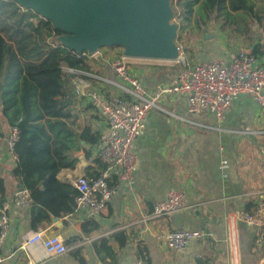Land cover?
Instances as JSON below:
<instances>
[{"label": "crops", "instance_id": "crops-1", "mask_svg": "<svg viewBox=\"0 0 264 264\" xmlns=\"http://www.w3.org/2000/svg\"><path fill=\"white\" fill-rule=\"evenodd\" d=\"M207 34L210 33L202 31L200 38ZM211 36L198 39L195 54L199 55L194 54L195 61L191 63L237 50H230L223 42L218 43L219 39L209 38ZM210 50L213 51L209 53ZM161 64L138 58H130L128 63L130 72L146 90L174 81L172 75L167 77ZM66 67L63 64V68ZM91 72L104 79L112 77L110 67L103 64ZM71 77L68 93L71 109L80 106V115L99 133L104 132L106 123L99 112L86 97L77 100L72 94L73 75ZM102 82L98 84L93 80L92 87L113 92L105 80ZM159 105L161 109L148 113L144 128L131 147L136 156L132 187L118 180L112 199L95 216L100 230L67 245L69 250L60 256L47 254L38 244L21 247L28 232L34 229L28 223L29 207L13 202L14 193L20 187L9 177L12 161L6 156L5 143L0 142V168L8 177L5 200L9 203V229L0 247V264H106L99 260L91 242L119 230L126 231L128 241L123 248L115 246L118 251L115 264H134L137 257L145 258L148 264H258L262 258L259 253L264 252V236L243 217L264 205L260 204L264 202V118L258 104L247 94L238 95L225 112L223 122L234 132H217L186 121L213 124L214 116L207 109L187 113L184 94L161 98ZM91 149L89 158L84 157L82 150L74 152L78 157L75 166L61 169L58 179L72 183L79 174L93 176L98 170L94 160L98 151L95 147ZM223 160L227 161L225 168L221 166ZM176 189L183 192L184 202L193 207L144 220L156 201ZM86 217H89L86 209H77L65 218L66 225L60 219L59 225L52 220L58 229L53 225L43 229L60 235L64 241L82 234L81 222ZM171 229L204 230L210 235L203 241L192 239L184 249L172 250L157 236ZM260 243L262 248L258 247ZM74 250H78L84 262L72 258Z\"/></svg>", "mask_w": 264, "mask_h": 264}, {"label": "trees", "instance_id": "trees-1", "mask_svg": "<svg viewBox=\"0 0 264 264\" xmlns=\"http://www.w3.org/2000/svg\"><path fill=\"white\" fill-rule=\"evenodd\" d=\"M171 7L178 29L184 33L197 38L208 25L217 26L242 37L249 54H264V0H171ZM62 33L33 10L13 0H0V131L7 125L18 130L13 148L17 160L11 162L8 174L16 186L28 190L32 229L48 225L58 229L52 217L67 224L65 218L77 210L78 191L71 183L60 181L57 174L75 166L78 157L74 152L82 150L89 158L91 148H97L99 142V132L92 123L85 118L81 121L71 109L68 93L72 74L63 68L65 64L90 71V63L85 54L55 41ZM178 38L175 43L181 46ZM94 160L98 170L93 176H97L105 164L98 152ZM6 178L0 168V201L5 199ZM117 181L113 177L109 182ZM98 230L100 222L95 216L86 217L81 222L82 234L65 238L64 243L73 244ZM127 241L126 231L119 230L91 244L102 263L115 264V246L123 248ZM263 253L259 257H264ZM71 256L84 262L78 250Z\"/></svg>", "mask_w": 264, "mask_h": 264}, {"label": "built area", "instance_id": "built-area-1", "mask_svg": "<svg viewBox=\"0 0 264 264\" xmlns=\"http://www.w3.org/2000/svg\"><path fill=\"white\" fill-rule=\"evenodd\" d=\"M86 55L87 51L81 52ZM180 58V56L178 57ZM261 58V59H260ZM129 57L120 51L111 60L112 77L102 76L66 67L73 75L72 91L77 100L86 97L105 120L106 130L99 133L97 151L104 168L97 176L79 174L71 180L77 189L75 198L77 209H86L89 216H96L105 208L116 192V185L109 181L115 177L123 181L128 188L133 185V173L136 169V156L132 151L133 141L142 132L148 113L152 109H161L159 99L168 95H186L187 113L193 114L200 109L213 113V124L199 123L192 119L186 121L200 128L217 132H231L223 125L225 112L240 94L251 96L258 104L264 118V56L249 54L244 49L234 53L224 54L196 63L182 62L180 70L175 74L174 81L156 85L152 90H146L138 77L129 70ZM105 80L116 93L107 89L92 87V81ZM80 107H77V111ZM234 132V131H233ZM18 130L13 125L4 126L0 131V142L6 146V156L14 163L17 156L14 153V143ZM222 167L227 166L223 160ZM13 202L23 208L30 205V196L25 188L18 189L13 196ZM8 201H0V247L9 229ZM184 202L183 192L179 189L170 190L167 195L154 203L152 211L144 220L171 215L182 209L191 208ZM262 206L244 214V221L260 228L264 222ZM210 234L204 230L171 229L157 236L163 239L166 246L172 250L184 249L192 240H205ZM40 245L49 255L60 256L69 250L60 235L47 233L38 228L28 232L21 247L28 248ZM134 264H148L143 257H137ZM264 264V257L258 262Z\"/></svg>", "mask_w": 264, "mask_h": 264}, {"label": "water", "instance_id": "water-1", "mask_svg": "<svg viewBox=\"0 0 264 264\" xmlns=\"http://www.w3.org/2000/svg\"><path fill=\"white\" fill-rule=\"evenodd\" d=\"M49 19L55 41L77 52L120 46L129 58L176 60L178 25L170 0H13ZM1 102V98H0ZM58 225V219L52 217Z\"/></svg>", "mask_w": 264, "mask_h": 264}, {"label": "rangeland", "instance_id": "rangeland-1", "mask_svg": "<svg viewBox=\"0 0 264 264\" xmlns=\"http://www.w3.org/2000/svg\"><path fill=\"white\" fill-rule=\"evenodd\" d=\"M171 13H172V16H171L170 22H174V23L178 24L176 22L175 18L173 17L174 13L173 12H171ZM183 31H184V29L183 30L178 29L177 30L178 34L176 33L177 34L176 36L179 37L177 41L179 42V44L181 46H183V42L185 41L184 46L186 49L182 50V48L180 46V53H179V56H181L180 58H177L176 60H171V61L151 59V61H154L155 63H157V65L159 63H162L164 66L162 64L161 65H162V67H164L165 74L167 75V77H170L172 75L171 76L172 79L174 78V75L180 70L183 61L185 63H191V62L195 61L193 56L195 54V48L199 45V42H200L198 39H201V38L203 39L207 35H209V36L213 35L211 33H216L220 36L215 37L216 36V34H215V36H211L209 38L219 39V40H217V39H215V40H217L218 43H220V44L223 42L226 46H228V48L230 50L239 49V48L244 49V50L248 49L247 42L244 41L242 39V37L235 35V34H230L228 31H226V32L221 31L217 26L208 25L207 27H205V29L203 30V33H210V34L203 35V36H201V38L199 35L197 36V38H195L192 36L193 34H189V32H187V31L184 33ZM120 51H123L122 47L111 45V46H103V47L95 50L92 53H86V55H87L86 60L89 61V63H90V69H91L90 71H93L96 66L100 67L102 64L109 67V63L111 62V60L113 58L117 57V55L119 54ZM212 51L210 50L209 53H211ZM195 55H199V53H197ZM96 82L98 84L103 83L102 80H100V79H97ZM113 92L116 93L117 91L113 90ZM242 101H244V100L241 99V105H243ZM77 107H80V106L77 105L73 109V113L78 115L79 119L81 121H83L84 117L82 115H80V113H79L80 110L77 111ZM6 183H8L7 178H6ZM260 204H264V202H262ZM259 207H261V206H259ZM262 211H263L262 217L264 218V205H262ZM262 227H264V222L262 223V225L259 228L260 233H262ZM263 232H264V229H263ZM262 235L264 236V233H262ZM260 260L261 259H259V261Z\"/></svg>", "mask_w": 264, "mask_h": 264}, {"label": "bare ground", "instance_id": "bare-ground-1", "mask_svg": "<svg viewBox=\"0 0 264 264\" xmlns=\"http://www.w3.org/2000/svg\"><path fill=\"white\" fill-rule=\"evenodd\" d=\"M181 57V56H180Z\"/></svg>", "mask_w": 264, "mask_h": 264}]
</instances>
